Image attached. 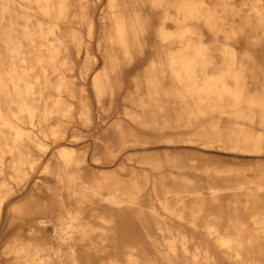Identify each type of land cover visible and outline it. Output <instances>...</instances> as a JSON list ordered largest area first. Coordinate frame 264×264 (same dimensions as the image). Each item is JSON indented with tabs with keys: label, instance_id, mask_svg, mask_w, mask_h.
Segmentation results:
<instances>
[{
	"label": "bare ground",
	"instance_id": "obj_1",
	"mask_svg": "<svg viewBox=\"0 0 264 264\" xmlns=\"http://www.w3.org/2000/svg\"><path fill=\"white\" fill-rule=\"evenodd\" d=\"M146 2L165 11L159 23H153L151 15L143 11ZM253 2L252 13L240 15L242 23H231L225 31L219 28L222 27L219 21L224 18L217 9L208 6L207 0H110V9L104 17L107 23L102 25L99 41L106 66L91 79L96 101L101 102L104 97L110 106L114 105L121 86L122 65L127 60L137 56L143 59L147 55L151 33L155 56L145 57L148 61L135 75V87L130 91L129 99H140L137 104L144 114L150 107L157 108L154 117L166 112V105H159L157 100L174 99V104L180 106L179 115H186L189 122L193 121L192 117L206 114L207 110L219 111L230 106L229 115L235 118L237 125H243L242 119L255 122L258 117L262 127L258 132L243 126L235 127L232 128L234 132L223 137L215 126L207 131L209 137L231 144L233 148L264 151V89L250 93L247 80L250 74L255 79L257 76L263 78L264 71L253 72L239 59L234 48L224 45L220 52L226 56L217 73L206 72L207 68L215 66L212 48L201 38L203 33L188 23L202 19L214 33L224 31L227 38L245 34L249 43L257 44L260 40L255 35L259 32L264 35V0ZM76 5L81 15L74 11ZM89 6V0H0V225L6 214L7 201L21 195V191L13 193L6 176L10 173L9 176L19 181L27 175V166L35 164L33 148L56 149L54 161L46 166L50 178L56 181L55 186L46 182L41 188L50 191L52 202L57 204L54 209H64L69 218L66 222L53 221V225L55 237L69 246L65 257L70 264H94L90 256H81L77 249L84 243L89 250H102L104 242H109L113 248L107 257L108 264H122L123 261L126 264H264V203L257 194L238 193L242 186L234 192L237 197L234 202L249 209L254 230L247 231L237 216L225 220L213 216L201 225L197 220H190L192 225L203 229L209 240L178 231L164 242L153 238L151 232L150 239H142L129 231H118V213L123 203L135 211L137 193L123 190L127 197H120L122 189L116 177L109 173L99 176L92 169H84L80 164L85 159L77 156L67 129L60 124L50 125L53 120L62 121V117L72 112L65 99L66 94L72 93L66 72L71 66L68 59L70 45L80 48L85 43L76 24L87 22L92 34L95 23ZM170 8L175 12L172 13ZM75 19L81 23H72ZM168 19L173 21V29L167 27L165 21ZM187 106L189 110L185 109ZM244 107L249 111L246 112ZM149 112L144 120L146 126L154 121ZM126 114L139 121L131 112ZM80 115L85 122L91 120L88 108ZM97 144H103L109 156L114 157L119 147L144 146L145 141L136 136L126 140L124 136L106 135L98 138L94 145ZM92 155L94 160H99L94 152ZM212 192V198L218 201L221 190L214 188ZM38 194L31 192L32 197ZM73 200L77 205L71 209L67 201ZM85 202L94 204L89 208L91 213L102 219L103 216H98L99 210L106 207V202L111 205L106 208L110 221L116 222L115 226L109 229L110 232L105 229L97 241L92 238V230L87 224L79 222L86 210ZM47 206L35 210H44L35 219L39 226L52 221L46 215L49 212ZM165 208L175 213L181 211L169 205ZM201 209L204 207L194 208L193 212ZM136 210L141 212L139 208ZM148 245L154 255H148ZM60 252V248L47 242L15 239L3 253L7 259L3 260L0 255V264H67ZM54 254L59 257V262L54 260Z\"/></svg>",
	"mask_w": 264,
	"mask_h": 264
},
{
	"label": "rangeland",
	"instance_id": "obj_2",
	"mask_svg": "<svg viewBox=\"0 0 264 264\" xmlns=\"http://www.w3.org/2000/svg\"><path fill=\"white\" fill-rule=\"evenodd\" d=\"M109 1L89 0L88 9L92 10L95 23L92 34L87 28V22L76 24L82 40L88 44V47L85 43L80 48L75 44L70 45L68 59L71 61V66L66 72L71 81L72 93L66 94L65 99L70 104L72 112L69 116L62 117V121L53 120L50 125L60 124L67 129L77 156L85 159L80 164L84 169H92L99 176L101 173H109L116 177L122 189L119 191L120 197H127L126 193H122L123 190L137 193L138 205L135 206L136 209H141V212L136 209L131 211L132 208L129 209L128 204L123 203L122 210L117 216L118 231H129L134 236L140 235L142 239L143 237L150 239L151 232L153 238L164 242L169 241L173 233L178 231L209 240V236L203 233V229L192 225L190 220H197L201 225L213 216L219 217L220 220L237 216L247 231L254 230L255 223L250 218L249 209H244L240 202H234L237 198L234 192L238 190V187L241 190L242 186L243 189L238 193L257 194L264 203V151L254 152L233 148L231 144L224 141L212 140L207 131L216 126L219 134L226 137L234 132L232 128L243 126L258 132L262 127L258 117L255 118L257 120L255 122L242 119L243 125H237L235 118L229 115L231 107L224 106L219 111L207 110L206 114L192 117L193 121L189 122L186 115H179L180 106L174 104L176 100L173 98L171 101L168 98L157 100L159 105H166V112L161 116H153L157 109L155 107H150L144 114L137 104L140 99H129L128 96L135 87V75L148 61L145 57L148 55L151 59L155 56L152 53L154 39L151 33L147 55L143 59L137 56L125 61L122 65L121 86L116 92L114 105L110 106L109 100L104 97L101 102L96 101L91 79L106 66L104 50L99 41L102 25L107 23V18L104 17L110 9ZM253 1L207 0L208 6L217 9V13L224 18L219 21L222 26L219 28L225 31L229 29L231 23H242L240 15L252 13L250 7ZM142 9L151 15L153 23H159L165 13L162 8L153 7L149 2L144 3ZM74 11L81 15L79 6L76 5ZM170 11L175 12L173 8H170ZM72 23L81 22L75 19ZM165 23L169 29H173V21L168 19ZM188 23L203 33L201 38L212 48L211 55L215 66L207 68L206 72L217 73L218 66L226 56L220 52V48L224 45L234 48L239 59H242L253 72L264 71V35L261 32L255 35L260 42L251 44L245 34L227 38L224 31L219 30V33L210 31L202 19L190 20ZM253 77L254 75L250 74L247 78L249 92L256 93L263 90L264 77L257 76L256 79ZM86 108L91 112L89 122L83 121L80 115ZM185 109L189 110L190 107L187 106ZM244 109L246 112L249 111L246 107ZM126 112L137 116L139 121L133 120ZM148 112L150 119L154 121L146 126L144 120L148 118L146 117ZM106 135L124 136L126 140L136 136L145 141V144L144 146L128 144L119 147L116 149L115 156L110 157L103 144L94 145L95 142L98 143V138ZM55 150L33 148L35 164L32 167L27 166V175L19 181L9 176L10 173L6 176L13 193L17 194L21 191V195L7 201L6 214L0 225V255L3 260L7 259L3 253L9 243L15 239H32L60 248L64 262L70 264L65 257L69 246L55 237L53 225V221L66 222L69 218L64 209L59 211L54 209L53 206L57 204L52 202L50 191L41 188V185L46 182L55 186L56 181L46 172V166L55 159ZM93 152L99 160H94ZM212 188L221 190L218 201L212 198ZM32 191L40 194L32 197ZM106 203L104 204L106 207L111 206L108 202ZM45 204L48 205L46 210L49 211L46 215H49L52 221L44 227L36 224L35 220L44 210H35ZM67 204L71 209L76 208L77 205L74 200L67 201ZM167 205L181 211L175 213L167 210L165 208ZM184 205L187 207L185 208ZM84 206L86 210L80 216L79 222L87 224L92 230V238L97 241L101 233L105 229L110 232L109 229L115 226L116 222L113 224L110 221V214L107 213L106 207L99 210L98 216H103L104 219H102L91 213L92 210L89 208H92L94 204L85 202ZM198 207H204V209L193 212L195 211L193 209ZM101 246L104 247L102 250H89V246L83 243L77 250L81 256H90L94 264H108L107 257L113 252V248L109 242H104ZM147 249L149 256L154 255V252L150 253V245ZM100 251L105 252L102 254ZM54 256V260L59 259L56 254ZM5 263L9 264V262ZM121 263L126 264L125 261Z\"/></svg>",
	"mask_w": 264,
	"mask_h": 264
}]
</instances>
